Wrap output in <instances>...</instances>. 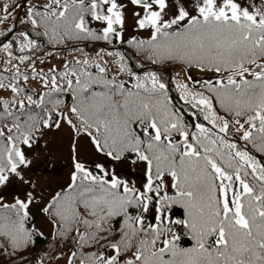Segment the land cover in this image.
<instances>
[{
  "label": "snow or ice",
  "instance_id": "6c2138e0",
  "mask_svg": "<svg viewBox=\"0 0 264 264\" xmlns=\"http://www.w3.org/2000/svg\"><path fill=\"white\" fill-rule=\"evenodd\" d=\"M0 257L264 264V0H0Z\"/></svg>",
  "mask_w": 264,
  "mask_h": 264
},
{
  "label": "rangeland",
  "instance_id": "374dc122",
  "mask_svg": "<svg viewBox=\"0 0 264 264\" xmlns=\"http://www.w3.org/2000/svg\"><path fill=\"white\" fill-rule=\"evenodd\" d=\"M56 62V61H53ZM67 141L63 133L60 135L53 134L49 138L48 151L51 153L52 160L51 166L44 164L43 156H41V165L32 175L40 177V188L50 190L54 188L58 183H62L67 179L68 173L71 171V163L69 159V152L67 147ZM47 169V170H45ZM128 170L125 169V172ZM133 178L139 182L142 179V172L136 170L133 173ZM42 220L38 221V224L42 225Z\"/></svg>",
  "mask_w": 264,
  "mask_h": 264
},
{
  "label": "trees",
  "instance_id": "16d2710c",
  "mask_svg": "<svg viewBox=\"0 0 264 264\" xmlns=\"http://www.w3.org/2000/svg\"><path fill=\"white\" fill-rule=\"evenodd\" d=\"M18 27H19V25H18ZM38 250V249H37ZM4 258L3 257H0V261H2Z\"/></svg>",
  "mask_w": 264,
  "mask_h": 264
}]
</instances>
